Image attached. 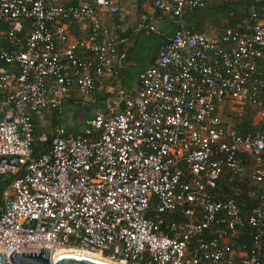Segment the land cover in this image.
<instances>
[{
	"label": "built area",
	"instance_id": "obj_1",
	"mask_svg": "<svg viewBox=\"0 0 264 264\" xmlns=\"http://www.w3.org/2000/svg\"><path fill=\"white\" fill-rule=\"evenodd\" d=\"M205 1L148 0L172 28L133 91L77 134L54 127L33 139L31 112L58 111L63 98L118 74L124 52L101 21L120 0H0V174H14L0 192L7 264L13 253L61 247L118 264H259L260 208L240 215L214 190L228 173L264 195V129L241 135L219 117L258 105L264 15L252 9L241 30L188 32L183 12ZM160 16L142 13L137 27L154 31ZM34 140L47 150L34 156ZM242 225L253 230L248 252L234 245Z\"/></svg>",
	"mask_w": 264,
	"mask_h": 264
},
{
	"label": "trees",
	"instance_id": "obj_2",
	"mask_svg": "<svg viewBox=\"0 0 264 264\" xmlns=\"http://www.w3.org/2000/svg\"><path fill=\"white\" fill-rule=\"evenodd\" d=\"M249 5H253V12H255L256 14L264 15V0H261L257 3L250 0H206L203 6L183 12L182 19L184 28L191 33H204L207 32L211 27H216L219 30L225 28H237L238 30H241V26L243 24L249 23L247 12ZM145 12H150L154 16L161 15L157 10L149 7L148 0H134L133 22L128 24L121 21V18H123V14L121 12L120 4L115 14L110 17H104L102 19L101 22L104 26V29H111L115 34L116 41L118 42L117 47L118 49L123 50L124 59L119 64L118 74L112 79L104 80L99 88H97V86H94L91 93L87 95L75 94L76 97H74L71 94L69 97L63 98L62 101L73 102L75 99L80 97H92L93 101L88 106L81 105L83 106V108H86L85 110L88 111L84 117L85 119L94 115L95 113L107 112L108 109L106 105L108 104V98L113 92H116L117 97H119L120 91H116L114 79L119 78L123 85V75L125 73V69H127V67L125 68L123 66V62L128 61L129 65L131 63V61L128 59V52L134 44V33L136 32V30L142 29L137 27L138 18L142 13ZM160 18L167 21L169 20L164 15H161ZM168 22L170 23V21ZM70 25V30L76 31L74 32L76 34L77 25ZM170 25L171 30L172 23H170ZM4 27V24L0 22V30H3ZM149 32L158 34L160 36V39L156 40L155 45L147 55V60L144 65L139 70H137L135 74L136 77L142 69L150 66L158 46L165 43L166 38L169 36L168 34L167 37L163 38L162 33H157L156 29ZM127 43L129 45L128 47L126 45ZM254 72L255 74L264 77V53L259 59L256 60ZM107 87L110 88V91L105 90V88ZM133 89L134 87L130 88V91L128 90L129 93H131ZM252 97L256 102H258V105H253L250 102L246 101L238 112L235 109H224L219 116L222 123L224 125H228L230 128L236 129L241 135H252L256 131L263 130L264 91L256 90ZM0 99H3V101L5 102V92L0 91ZM97 110L100 112H96ZM42 112H44L43 117L46 121L44 124L39 122V120H35L34 118L36 116L39 117L38 115H40ZM57 113L58 111L54 109H46L40 111L39 113L31 112L29 114V121L33 139H35L40 133L48 132L54 127H61L66 135H74L79 132L75 129L66 130L64 127L60 126L58 124V121L56 120ZM256 118L258 119L256 120ZM47 147L48 144L46 142L38 143L34 140L31 144V150L34 156L45 152L47 150ZM13 177L14 174L11 173L0 174V192ZM214 192L215 197L218 200L231 198L238 208L240 215H248L252 211V209L259 207L262 212L264 221V195L261 196V188L258 186V184H254L248 179H242V181H238L235 177L227 173L222 179L217 181ZM169 218L179 219V216L170 214ZM211 230L213 229L210 228V231ZM252 234L253 230L246 225H242L241 227L237 228L234 245H237L241 250L248 252L251 248ZM258 261L259 264H264V245H262L260 248Z\"/></svg>",
	"mask_w": 264,
	"mask_h": 264
},
{
	"label": "rangeland",
	"instance_id": "obj_3",
	"mask_svg": "<svg viewBox=\"0 0 264 264\" xmlns=\"http://www.w3.org/2000/svg\"><path fill=\"white\" fill-rule=\"evenodd\" d=\"M133 13H134L133 11H131V13H128L127 15L128 17L123 19L124 23L129 24L133 22V18H134ZM170 26L171 25L167 20L158 21L157 29H156L157 33L169 34ZM159 39L160 36L154 32H149L143 28L141 30H136V32L134 33V44L130 49V51L128 52V59L131 61V63L129 67L125 69V73L123 75L124 86L122 85L119 78L114 79L116 91L119 90L120 93H119V97H117L116 92L115 93L113 92L109 96L108 106H107L108 111L112 107L113 103L118 101L120 97L125 96V94H129L130 88H133L134 75L136 74L137 70H139L144 65V63L147 60V55L150 53L151 49L155 45L156 40ZM128 43L126 44L127 47L129 46ZM107 91H110V89H108ZM75 94L76 92H73L72 96L76 97ZM92 101H93L92 97H80L75 99L73 102L72 101L60 102L58 113L56 115V120L58 121V124L64 127L66 130L75 129L76 131H79L82 127L83 120L85 119L84 117L88 112L87 110H85L86 108H83V106L84 105L88 106L90 103H92ZM96 112H100V111L97 110ZM258 118H256V120Z\"/></svg>",
	"mask_w": 264,
	"mask_h": 264
},
{
	"label": "water",
	"instance_id": "obj_4",
	"mask_svg": "<svg viewBox=\"0 0 264 264\" xmlns=\"http://www.w3.org/2000/svg\"><path fill=\"white\" fill-rule=\"evenodd\" d=\"M253 5H249L247 12H251ZM38 253H13L8 256L10 264H103L87 257L76 255L58 256L51 261L46 248H38ZM0 264H7L0 252Z\"/></svg>",
	"mask_w": 264,
	"mask_h": 264
},
{
	"label": "bare ground",
	"instance_id": "obj_5",
	"mask_svg": "<svg viewBox=\"0 0 264 264\" xmlns=\"http://www.w3.org/2000/svg\"><path fill=\"white\" fill-rule=\"evenodd\" d=\"M64 255H76V256H82V257H87L92 260L101 262L103 264H118L114 261H111L100 254L92 251H88L82 248H77V247H61V248H56L53 251L50 252L49 254V260L51 261L52 259L58 257V256H64Z\"/></svg>",
	"mask_w": 264,
	"mask_h": 264
},
{
	"label": "crops",
	"instance_id": "obj_6",
	"mask_svg": "<svg viewBox=\"0 0 264 264\" xmlns=\"http://www.w3.org/2000/svg\"><path fill=\"white\" fill-rule=\"evenodd\" d=\"M120 8H121V12L123 14V18H121L122 22L124 18H127L128 16V13H131V11L134 12V0H120ZM163 19H158V20H155V29H157V23L158 21H161ZM160 31V30H159ZM168 34L167 33H163L162 34V37L165 38L167 37ZM162 38V40H163ZM123 66L126 68L129 66V62L128 61H124L123 62ZM135 80H136V75H135V78L133 80V87L135 85ZM108 106V104L106 105ZM8 109V105L3 101V99H0V114L3 112V111H6ZM43 114L44 112H42L40 115H38L39 117H34L35 120H39V122H41L42 124H44L46 121H45V118L43 117Z\"/></svg>",
	"mask_w": 264,
	"mask_h": 264
}]
</instances>
